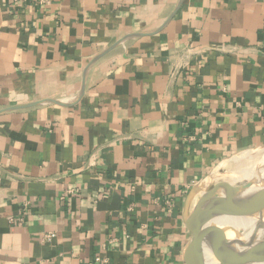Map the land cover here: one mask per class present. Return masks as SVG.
<instances>
[{
	"label": "crops",
	"instance_id": "obj_1",
	"mask_svg": "<svg viewBox=\"0 0 264 264\" xmlns=\"http://www.w3.org/2000/svg\"><path fill=\"white\" fill-rule=\"evenodd\" d=\"M0 0V264H186L190 193L264 147V0ZM54 233L53 240L45 239Z\"/></svg>",
	"mask_w": 264,
	"mask_h": 264
},
{
	"label": "water",
	"instance_id": "obj_2",
	"mask_svg": "<svg viewBox=\"0 0 264 264\" xmlns=\"http://www.w3.org/2000/svg\"><path fill=\"white\" fill-rule=\"evenodd\" d=\"M183 1L179 0L174 13L164 25L174 17ZM143 34L149 33L128 35L98 54L86 67L83 87L75 100L85 92L88 75L97 61L125 41ZM75 100L67 102L49 98L1 109L0 114L45 103L72 105ZM262 185V182H257L255 179H248L245 184L239 186L226 183L202 194L195 204L192 203L194 192L199 186L190 193L184 211L185 223L192 233L184 250L186 264H264V238L255 241L252 237L238 247L236 241H231L227 236L228 227L220 226L216 222L217 218L228 216L257 217L260 222L259 229H264V185ZM237 233L242 232L237 231Z\"/></svg>",
	"mask_w": 264,
	"mask_h": 264
},
{
	"label": "bare ground",
	"instance_id": "obj_3",
	"mask_svg": "<svg viewBox=\"0 0 264 264\" xmlns=\"http://www.w3.org/2000/svg\"><path fill=\"white\" fill-rule=\"evenodd\" d=\"M246 157L247 159H244L245 162L241 161V164L238 165V170H235L237 171L235 172L236 175L232 176L229 183L234 185L238 180L246 181L248 179H255L264 185V168L260 167V164L264 163V149L255 153H249ZM258 220L259 218L257 217L228 216L217 218L216 222L220 226L228 227L227 236L231 241H236L239 247L241 243L252 239V237H254L255 241L264 238V229H259V225L255 231ZM245 224L246 226H244ZM237 230L242 233L238 234L236 232Z\"/></svg>",
	"mask_w": 264,
	"mask_h": 264
},
{
	"label": "rangeland",
	"instance_id": "obj_4",
	"mask_svg": "<svg viewBox=\"0 0 264 264\" xmlns=\"http://www.w3.org/2000/svg\"><path fill=\"white\" fill-rule=\"evenodd\" d=\"M262 149H264V147L258 148V149H252V150L247 151L245 153L235 155L234 157H232L228 161H226L216 171H214L212 176L206 182H204L197 189H195V191H196V192H194L195 197H194L192 203L195 204L198 201V199L201 197V195L204 194L205 192H207V191H209L215 187H219V186H222L226 183H229L232 176L236 175L235 172H237V171H235V170H238L237 168H238V165L241 164L240 162L241 161L245 162L244 159L245 160L247 159L246 155L249 153H255V152L262 150ZM260 165H261L260 167L264 168V163L260 164ZM246 182H247V180L246 181H244V180L239 181L238 180V182H236V184L234 183V185L239 186V185L245 184ZM259 223L260 222L258 220L256 223L255 231H256ZM244 226H246V224Z\"/></svg>",
	"mask_w": 264,
	"mask_h": 264
},
{
	"label": "built area",
	"instance_id": "obj_5",
	"mask_svg": "<svg viewBox=\"0 0 264 264\" xmlns=\"http://www.w3.org/2000/svg\"><path fill=\"white\" fill-rule=\"evenodd\" d=\"M15 4L17 3H25V2H38L39 4H45L47 3L49 0H12ZM55 234L54 233H47L45 235V239L48 241H51L55 238Z\"/></svg>",
	"mask_w": 264,
	"mask_h": 264
}]
</instances>
